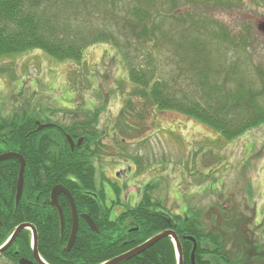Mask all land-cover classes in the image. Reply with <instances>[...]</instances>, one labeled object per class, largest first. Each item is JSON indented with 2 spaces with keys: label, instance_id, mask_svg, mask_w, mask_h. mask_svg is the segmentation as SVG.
<instances>
[{
  "label": "rangeland",
  "instance_id": "374dc122",
  "mask_svg": "<svg viewBox=\"0 0 264 264\" xmlns=\"http://www.w3.org/2000/svg\"><path fill=\"white\" fill-rule=\"evenodd\" d=\"M147 2L106 3L115 5L120 32L111 29L109 13L91 21L110 27L130 64L161 78L178 98L201 101L200 95L215 94L213 85L222 95H234L229 101H242L236 110L244 107L240 95L264 109V33L257 28L264 21V0H155L148 9L152 40L122 26L125 11L132 21L138 18L133 10L147 8ZM76 14L66 17L69 28ZM220 27L233 42L247 29L252 43L246 50L235 47L221 37ZM113 44L89 45L78 62L39 49L0 56V115L30 114L39 106L60 126H91L98 140L93 176L101 210L112 206L111 217L128 210L153 185L151 195L172 213L197 214L205 237L219 235V254L205 259L261 264L255 253L264 250V122L227 139L195 118L158 110L133 92L137 87ZM0 264L13 263L1 254Z\"/></svg>",
  "mask_w": 264,
  "mask_h": 264
},
{
  "label": "trees",
  "instance_id": "16d2710c",
  "mask_svg": "<svg viewBox=\"0 0 264 264\" xmlns=\"http://www.w3.org/2000/svg\"><path fill=\"white\" fill-rule=\"evenodd\" d=\"M104 1L0 0V56L39 49L58 60L78 62L89 45L113 40L114 47L120 52V61L126 67L127 78L137 87L133 92L152 102L158 110L177 111L195 118L227 139L236 138L249 128L264 122V109L256 107L251 96L246 98L240 95L245 102L244 107L239 110L236 109L241 100L229 101L234 95H222L220 88L213 85L211 87L215 94H202L201 101L178 98L161 78L154 79L149 70L137 69L131 65L126 54L119 48V42L112 38L115 27L120 32L119 23L112 11L114 3L110 6L106 3L114 0ZM146 2L147 8L133 10L138 18L132 21L128 16L130 12L125 11L122 26L123 29L124 25L128 26L131 34L140 39L146 37L152 40L150 35L154 32L153 19L149 18L148 9L155 0ZM85 3L92 8H88ZM100 3L102 7L99 6ZM71 13H77L73 28H69V23H66V17ZM106 13H109L115 24L111 28L113 32H107L110 27L104 23L98 26L91 21L92 16L98 17ZM78 14L86 18H77ZM219 31L223 39L232 41L233 37L224 29L220 27ZM235 38L232 43H237L235 47H242L244 50L252 43L247 29H243ZM147 44H150L147 51L151 52L152 42L146 40ZM201 82L200 86L203 87L204 83ZM128 102L131 103L130 99ZM32 110L34 108L29 109L30 114L23 113L19 116L0 115V152H18L25 160L23 190L17 203L15 192L19 160L9 157L0 161V245L15 226L29 222L37 231L38 252L48 264H99L134 248L159 231L172 229L181 244L182 264H190L193 242L188 237H193L196 241L195 263L212 264L203 255L219 254L222 244L219 235L209 232L205 237L197 214L190 216L187 213H172L159 197L157 199L151 195L153 185L148 184L141 199L128 210L113 217L112 207L101 210L99 200L89 197L91 191H96L93 158L98 140L95 130L89 125L77 124L62 126L64 133L50 128L34 132L36 125L33 123L37 117ZM65 134L74 140L84 137V141L71 150ZM56 183L68 188L74 196L78 211L88 213L98 228L97 232L91 230L81 218L76 237L68 250L65 249L70 231L67 202L63 201L61 204L66 209L62 234L57 214L50 209L45 210L48 207L41 204H46L49 190ZM204 238L209 243L203 241ZM259 247L261 248L256 245V248ZM1 254L6 255L13 264H16L18 257H31L30 231L23 229L11 246ZM255 256H260L263 259L261 264H264V250H258ZM222 261L227 264L225 258ZM116 264H177L174 243L170 236L163 237L138 254Z\"/></svg>",
  "mask_w": 264,
  "mask_h": 264
},
{
  "label": "water",
  "instance_id": "95a60500",
  "mask_svg": "<svg viewBox=\"0 0 264 264\" xmlns=\"http://www.w3.org/2000/svg\"><path fill=\"white\" fill-rule=\"evenodd\" d=\"M257 28L259 30H261L262 32H264V21H260L257 24ZM46 126V125H45ZM70 139V138H69ZM71 141V139H70ZM72 143V142H71ZM9 157H15L20 161V167H19V171H18V177H17V186H16V201L20 198V195L22 193V188H23V171H24V158L17 152H5L0 154V160L1 159H5V158H9ZM63 193L66 195V197L68 198L69 204H70V209L72 212V216H71V220H72V224H71V229H70V233H69V237L66 243L65 248L68 250L70 249L72 242L74 241V238L76 236V232H77V228H78V215L76 213V207H75V203L73 200L72 195L70 194V192L68 191V189H66L64 186L62 185H56L54 186L51 191H50V204L52 206H55L59 212V218H60V232H62L63 229V218H62V212L60 207L57 204V200L56 197L58 194ZM82 218L86 221V223L88 224V226L90 227L91 230L93 231H98V228L94 222V220L91 218L90 215L88 214H82ZM30 229L32 232V253H33V257L35 258L37 264H47L46 262H44L42 260V258L39 256L38 254V250H37V234H36V229L35 227L31 224V223H20L19 225H17L14 230L12 231V233L10 234V236L8 237V239L3 243V245H1L0 247V254L5 251L8 247L11 246V244L13 243L14 239L17 237V235L23 230V229ZM166 236H170L174 245H175V251H176V255H177V264H182V252H181V245H180V241L178 238V235L174 232V230L172 229H165L162 231H159L157 233H155L154 235H152L151 237H149L147 240H145L144 242L140 243L139 245L135 246L134 248L118 255L115 256L111 259L106 260L105 262H103L102 264H116L118 262L124 261L129 259L130 257L138 254L139 252H141L143 249L149 247L150 245L154 244L156 241H158L159 239L166 237ZM188 239H190L193 242V247L190 253V264H196L195 263V249H196V241L193 237H188ZM18 264H35L33 261L25 258V257H20L17 261Z\"/></svg>",
  "mask_w": 264,
  "mask_h": 264
},
{
  "label": "flooded vegetation",
  "instance_id": "af4514ba",
  "mask_svg": "<svg viewBox=\"0 0 264 264\" xmlns=\"http://www.w3.org/2000/svg\"><path fill=\"white\" fill-rule=\"evenodd\" d=\"M37 109H38V116H39V118H38V120L36 119L35 121H34V125H36V131H34V132H38V131H43L44 129H51V130H58L59 131V133L60 132H63V129H62V126H60V124H58V123H56V122H54V121H51V120H47L48 119V113H46L45 111H44V108H42V107H39V106H37L36 107ZM67 108H71L72 109V107H67ZM40 120H42V121H40ZM36 121H38L39 123H37ZM44 124H46L47 125V127H44V126H42V125H44ZM79 125H81V124H79ZM78 140V139H77ZM73 142H76V140H74L73 139ZM83 143V141L81 140L80 142H79V144H75V143H73V145L71 146V144L69 143V146H70V148L71 149H73L74 147H79L81 144ZM75 145H79V146H75ZM0 154H2V152H0ZM3 159H1L0 161H2ZM72 179V178H71ZM58 184H61V183H56V184H54V185H58ZM53 185V186H54ZM61 185H63V184H61ZM52 186V187H53ZM52 187L50 188V190H49V193H48V197H47V200H46V204L45 203H41L43 206L45 205V206H47L48 208H45V210H48V209H50V211H53V213H56L57 214V216H58V218H59V212H58V210H57V208L55 207V206H52L51 204H50V191H51V189H52ZM96 188V191H91V196H89V197H91L92 199H98L99 200V202H100V199H99V196H98V193H97V191H99V189H98V186L97 187H95ZM68 189V188H67ZM70 192V191H69ZM71 193V192H70ZM71 195L73 196V194L71 193ZM112 198L113 197H110L109 198V200H111V202H115L114 200H112ZM73 199H74V196H73ZM119 199H120V197H119ZM20 200V198L16 201V199H15V203H17L18 201ZM56 200H57V204H58V206L60 207V209H61V212H62V216H63V214H64V211L66 210L65 208H62L61 207V204H63V201H65V202H67V205H68V210L66 211L68 214H69V222H70V228H71V224H72V220H71V216H72V212H71V209H70V204H69V201H68V198L66 197V195L65 194H63V193H60V194H58L57 195V197H56ZM42 201H44V200H42ZM134 201V200H133ZM120 202H121V199H120ZM137 202V201H136ZM136 202L134 201V202H129V204H132V206H134L135 204H136ZM74 203H75V207H76V213H77V215H78V222H79V220L82 218V214H84V212H80V211H78V209H77V206H76V201H75V199H74ZM102 203V202H101ZM101 203H100V205H101ZM110 204H107V206H109ZM44 206V207H45ZM109 207H112V206H109ZM119 207V206H118ZM114 210V208L112 207V211ZM111 211V212H112ZM83 219V218H82ZM63 222H64V220H63ZM59 228H60V220H59ZM66 244V243H65ZM19 258V257H18ZM27 259H30L31 261H33L35 264H37V262H36V260H35V258L33 257V254H32V252H31V257H26Z\"/></svg>",
  "mask_w": 264,
  "mask_h": 264
}]
</instances>
